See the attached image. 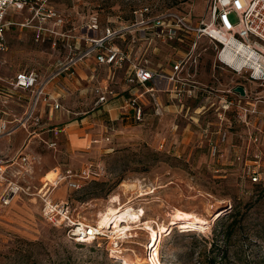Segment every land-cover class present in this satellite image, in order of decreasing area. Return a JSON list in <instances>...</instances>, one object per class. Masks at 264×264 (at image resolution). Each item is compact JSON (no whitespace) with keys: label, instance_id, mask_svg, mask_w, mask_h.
I'll return each instance as SVG.
<instances>
[{"label":"rangeland","instance_id":"rangeland-1","mask_svg":"<svg viewBox=\"0 0 264 264\" xmlns=\"http://www.w3.org/2000/svg\"><path fill=\"white\" fill-rule=\"evenodd\" d=\"M47 5L64 15L63 30L75 29L73 34L88 33L91 37L96 34L87 32L84 26L92 15L99 17L102 31L97 35H101L107 25L118 27L123 21H131L135 12L145 7L153 13L172 10L186 14L193 23L203 19L206 23L211 21L210 0H49ZM33 15L30 11H10V26L5 34L9 51H0L2 88H11L16 73L25 69H36L41 76L47 77L64 55L61 46L53 49L49 34L45 41H36L32 25L38 24V20L22 26L27 20L31 21ZM231 21H237L236 15H231ZM45 26L52 28L54 22L48 21ZM202 40L199 48L203 52L201 80L208 81L209 67L216 55L209 41ZM172 47L165 46L159 55L150 51L145 57L154 66H165L163 63L171 57ZM136 51L139 57L143 48L139 46ZM127 69L128 65L115 72L113 88L122 94H127L124 91ZM107 71H99L100 80ZM66 81L69 95L60 101L65 110L57 111L60 118L55 121L58 132L66 130L54 139L57 148L48 149L40 138H30V147L42 156L34 185L40 186L51 172L54 178L67 169L80 173L89 166L101 168L102 172L95 175V179L82 180L81 190H72L62 183L52 193V199L69 201L73 215L94 228L98 212L109 205L113 195L121 202L129 197L135 199L132 211L140 215L139 225L146 220L158 223L175 207L193 209L207 220V224L202 226L203 230L192 231H185L177 224L172 227L152 251L158 264H211L212 260H216L215 264H264V193L240 177L238 163L222 165L211 159V149L202 132L207 118L201 117L199 122L177 118L174 114L156 118L147 107L146 121L142 124L110 120L108 112L92 103V88L81 97L75 88L82 89L86 84L80 82L81 87L77 86V76ZM22 104L17 118L26 110L27 104ZM67 110L70 111L69 120ZM115 116L116 111L112 110V117ZM82 119L86 120L82 122ZM22 132L25 131L2 138L0 147L7 148L10 153L18 150L23 140L15 137ZM108 137L110 143L105 141ZM41 138L45 139L42 135ZM216 170L221 172L216 173ZM140 192L145 193L144 197H138ZM1 193L0 186V196ZM41 209V201L25 196H20L8 207L0 205V264H124L116 257V252L113 254L114 248L124 250L125 254L130 248L140 250L143 260L150 264L147 259L150 253L145 254L149 238L142 231L132 230L130 233L136 237L129 234L130 238L111 244L113 230L108 229L102 231L97 241L78 243L63 228L48 224L41 216ZM229 225L232 227L226 240L223 233ZM223 253L226 256L223 257Z\"/></svg>","mask_w":264,"mask_h":264},{"label":"built area","instance_id":"built-area-1","mask_svg":"<svg viewBox=\"0 0 264 264\" xmlns=\"http://www.w3.org/2000/svg\"><path fill=\"white\" fill-rule=\"evenodd\" d=\"M48 1L0 0L1 52L9 51L5 34L10 26V11L15 10L34 14L31 21L27 20L22 26L38 20V24L32 25L37 42L45 41L49 34L53 49L61 46L64 53L47 77L41 76L36 69L17 72L10 83L11 89L26 92L30 100L21 117L12 121L1 118L0 141L20 128L32 129L29 140L36 135L48 149H56V141L41 138L42 133L52 131L41 108L49 109L50 113L65 110L49 87L63 75L75 78L78 67L94 58L97 68L88 81L93 84L96 108L119 101L123 109H132L138 124L146 121L147 107L156 118L165 116L169 107L175 109L177 118L195 119L196 122L201 117L207 118L202 132L206 134L211 159L222 165L238 163L240 177L245 182L264 187V0H210L209 23L205 19L193 23L189 15L172 10L153 13L147 7L140 8L133 20L123 21L118 27L107 25L101 35H97L102 31L99 17L92 15L84 26L87 32L96 34L92 37L88 33L75 35V29L63 30L64 15L49 7ZM231 15H236L235 23ZM48 21L54 22L52 28L44 27ZM202 39L209 41L216 55L208 81L201 80L203 52L199 48ZM139 43H143V51L138 57L135 47ZM165 46L173 48L166 63L168 72L161 64L154 66L145 57L150 51L157 55ZM126 65L125 95L113 87L116 85L115 72ZM101 70L108 71L100 80ZM223 77L232 80L226 81ZM238 87L244 88V95L237 91ZM11 100L7 94L0 95V105L4 109L1 113H6ZM28 141L14 156L0 154V205L8 207L20 196L38 199L42 203L41 216L48 224L63 228L78 243L90 237L95 238L93 242L97 241L103 233L81 223L73 215L69 201H56L51 195L62 183L72 190H81L82 180L95 179L103 169L89 166L80 173L67 169L57 174L54 182L41 181L40 186L34 185L42 156ZM105 141L110 143V137Z\"/></svg>","mask_w":264,"mask_h":264},{"label":"bare ground","instance_id":"bare-ground-1","mask_svg":"<svg viewBox=\"0 0 264 264\" xmlns=\"http://www.w3.org/2000/svg\"><path fill=\"white\" fill-rule=\"evenodd\" d=\"M84 32V31H83ZM51 172V171H50ZM49 174V173H48ZM47 174V175H48ZM56 179V175L54 178L52 177V172L45 177V181H53ZM140 192L138 197H144L145 193ZM135 199L129 197L127 201L121 202L120 198L117 195H113L112 201L109 205L106 206L103 210L98 212V216L95 222L96 230L103 231V230H113V234L110 237L112 241L111 244L116 243V241L121 239H126L132 237H136L133 235V232L130 233L132 230H140L144 234H146L149 238V241L145 243L146 250L145 254L148 255V260L150 264H158V259L155 258V255L152 252L161 244V240L163 236L169 233L172 227L179 225L181 229L185 231H192V229H202V226L207 224V220L202 217V215L196 210H187L181 207H175L171 212H169L166 217L158 223H154L151 220H146L141 223L140 215H136L132 211V204L134 203ZM124 226H122V224ZM139 226L138 228L133 227ZM81 230H79L80 232ZM129 234L131 236L129 237ZM95 238L90 237L85 239V242L91 243ZM119 246V245H118ZM113 254L117 253L116 257L123 261L124 264H146V261L143 260V255L140 250L130 248L128 251L129 253L125 254L118 248L113 250ZM150 251V252H149ZM157 256V254H156Z\"/></svg>","mask_w":264,"mask_h":264},{"label":"crops","instance_id":"crops-1","mask_svg":"<svg viewBox=\"0 0 264 264\" xmlns=\"http://www.w3.org/2000/svg\"><path fill=\"white\" fill-rule=\"evenodd\" d=\"M139 46L143 47V43H139V45L136 46L135 49H138ZM161 53H162V50L160 52H158V55L161 54ZM163 64H165V66H163L161 64L163 66V69L166 72H168V67L166 66V63H163ZM95 68H97L96 60L94 58H91V59L87 60L85 64H83L80 67H78V69L76 70V75H77L76 85L77 86L79 85L81 87V83L80 82H83V83L86 84V85H84V87L82 89L75 88V90H77V92L78 91L80 92L79 94H80L81 97H83V95H87L86 93L89 90H91V88L93 86L92 83L88 82V79L91 77L92 72H93V70H95ZM67 78L68 77L66 75H63L61 78L55 80L49 87V91L54 95L55 98H59L60 101L62 99H64V100L67 99V97L69 95L68 90H70V88L68 87V83L66 81ZM85 81H87L88 83L85 82ZM119 88H121V87H119ZM125 90H126V87L124 88V91ZM91 93H92V98H93L92 99V103H94L93 90H91ZM1 94H7V95L12 97V100H11L10 104L12 103L13 107L9 106L10 105L9 104L8 107L6 108V111H5L6 113L3 114L1 112H3L4 109L0 105V120L2 118V119H7L9 121H12L18 116V113H17L18 110L23 109L22 108L23 107L22 103H26V104L28 103L29 98H27V97H29L28 96L29 94H27L26 92H22V91H13L11 88H8V87H5V86L3 88L0 87V95ZM125 95H126V93H125ZM14 96H15V99H14ZM123 107L124 106L122 105L121 102L115 101L114 103L110 104V106H107V107L103 108L101 111L108 112L110 120L123 121V122L126 121V120H131V121L136 122L134 120L132 109L130 107H127L126 109H123ZM112 110L116 111V116L114 118L112 117ZM174 112H175V109L173 107H169L168 110H167V114L166 115H168V114L172 115V114H174ZM41 113L44 116L45 122L48 123L49 126L52 129V131L49 132V133H42L41 134L45 139H47L48 141L49 140L52 141L54 139H57L58 133H61V132L64 133L65 132L66 128H64V130H62L61 132H58V127H57L58 123L55 122V121L59 120L60 116L59 115L57 116V112L50 113L49 109L46 110L45 107H42L41 108ZM79 115H75V116H79ZM66 116H67V120H69L70 119V113L67 112ZM84 120H86V119H82L81 121L84 122ZM77 123L79 124V122H77ZM20 130H22V131L24 130L25 131L24 133L25 134L27 133V134L25 135L23 132L19 133V134H17L15 139L23 140L22 146H24L25 143L29 140V136L30 135H29V131H27V130H25L23 128H20L17 131H20ZM31 138L32 139H37L38 136L34 135ZM1 144H2V142L0 141V146H1ZM21 147H19L18 150ZM88 147L89 146H87V148ZM18 150L15 149L14 152L10 153L9 151H7V148L4 150L3 148L0 147V154L1 155L4 154V155H8V156H14L18 152Z\"/></svg>","mask_w":264,"mask_h":264},{"label":"trees","instance_id":"trees-1","mask_svg":"<svg viewBox=\"0 0 264 264\" xmlns=\"http://www.w3.org/2000/svg\"><path fill=\"white\" fill-rule=\"evenodd\" d=\"M258 192H260V193H264V187L263 186H259V185H252ZM231 225H229L228 227H227V230L223 233V237L224 238H226L227 237V239L226 240H228L229 239V233H230V230H231ZM226 253H223V257L224 256H226L225 255ZM224 259V258H223ZM222 259V260H223ZM216 263V260H212V263L211 264H215Z\"/></svg>","mask_w":264,"mask_h":264},{"label":"water","instance_id":"water-1","mask_svg":"<svg viewBox=\"0 0 264 264\" xmlns=\"http://www.w3.org/2000/svg\"><path fill=\"white\" fill-rule=\"evenodd\" d=\"M237 91L240 92L242 95H244V88L238 87Z\"/></svg>","mask_w":264,"mask_h":264}]
</instances>
